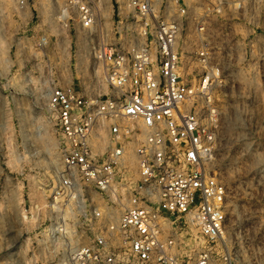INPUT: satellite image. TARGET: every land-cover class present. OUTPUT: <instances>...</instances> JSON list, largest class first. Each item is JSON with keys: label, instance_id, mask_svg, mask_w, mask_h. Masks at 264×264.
<instances>
[{"label": "built area", "instance_id": "obj_1", "mask_svg": "<svg viewBox=\"0 0 264 264\" xmlns=\"http://www.w3.org/2000/svg\"><path fill=\"white\" fill-rule=\"evenodd\" d=\"M28 1L19 0L20 9ZM200 1L207 0H126L117 12V39L93 47L110 91L96 97L55 85L48 92L62 142L53 192L89 214L96 226L90 244L71 253L80 264H184L176 239L165 235L171 220L176 227L188 221L197 230L191 264H214L215 255L230 264L221 245L230 217L229 187L215 168L222 113L213 98L226 55H214L201 37L200 20L193 23L194 50L182 41L191 18L188 3ZM63 2L53 17L60 31L71 24L89 31L97 23L93 0ZM211 12L221 13L207 7L199 18ZM133 159L134 175L127 177Z\"/></svg>", "mask_w": 264, "mask_h": 264}, {"label": "rangeland", "instance_id": "obj_2", "mask_svg": "<svg viewBox=\"0 0 264 264\" xmlns=\"http://www.w3.org/2000/svg\"><path fill=\"white\" fill-rule=\"evenodd\" d=\"M18 1L0 0V264H80L71 253L90 244L96 226L89 214L53 192L62 142L47 96L55 85L96 97L110 91L93 47L117 39V12L126 0H93L92 29L71 24L66 32L53 19L58 7L64 9L63 0L51 7L29 0L24 9ZM188 7L184 45L196 47L193 23L200 20L201 37L214 55H226L224 77L213 90L222 113L215 168L229 187L230 217L221 245L230 264H264V0H207ZM207 7L221 13L200 19ZM134 163L127 177L134 175ZM124 198L114 207L115 219ZM174 222L165 235L174 236L184 264H191L197 230L188 221L178 227ZM214 264L224 261L215 255Z\"/></svg>", "mask_w": 264, "mask_h": 264}, {"label": "bare ground", "instance_id": "obj_3", "mask_svg": "<svg viewBox=\"0 0 264 264\" xmlns=\"http://www.w3.org/2000/svg\"><path fill=\"white\" fill-rule=\"evenodd\" d=\"M131 157L130 158H132L133 156H132V154L130 155Z\"/></svg>", "mask_w": 264, "mask_h": 264}]
</instances>
